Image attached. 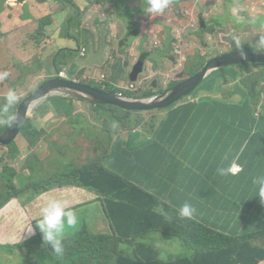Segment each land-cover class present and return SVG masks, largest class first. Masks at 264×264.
Instances as JSON below:
<instances>
[{"label": "rangeland", "instance_id": "rangeland-1", "mask_svg": "<svg viewBox=\"0 0 264 264\" xmlns=\"http://www.w3.org/2000/svg\"><path fill=\"white\" fill-rule=\"evenodd\" d=\"M66 1L70 2L69 0H53L56 5H61ZM139 2L143 1L138 0L137 3ZM120 3L121 5L117 2L113 6V9L104 4H97L86 9V13H88L95 7L100 8L94 10L103 8L105 10V8H109L111 11H117L116 15L119 17L118 20L120 21L118 24L109 22L105 26V28L110 31L111 38V49L109 48L108 51L106 50L107 53L105 52L104 58L106 63L98 68H84L85 70L80 73L81 76L83 75L86 77L85 81H89V78L92 77V80L88 82L92 86L101 87L103 89L113 88L116 90V86H114V83L111 81V77L116 74L109 57L114 45V48H120L119 40H121L123 36L117 37V35L120 36L122 33V21L132 19L134 13V9L129 8V0H122ZM1 5L0 73L7 71L9 76L7 79L0 80V104L5 103L4 96L9 88L15 89L18 96H21L19 99H23L41 82L55 75L56 71L52 65V60L55 61L59 68H66V70L69 68V65L65 62L66 54H51L55 49L52 46L53 41H56L58 38L66 37L67 40V36L72 38L74 43L69 49H71L73 55H75L74 53L80 44H87L86 53H88L90 48V36L87 33H84L85 36H83L82 31L84 30H80L79 26L75 27L80 31L79 33H77L75 28H72L71 33L65 32V34L61 36L60 33H55L53 29H47L45 26L38 27V25H35L31 21L32 18L29 20L30 16L39 17L44 13H49L45 11V7L44 10L41 8L32 10L33 12L31 14L30 11L26 9H21L19 7H3V3ZM182 7H191L197 18H203L205 22L204 28L201 29V21L199 18L197 19L196 25L181 26L180 28L175 27L179 26L176 22H178V24L186 23L187 17L182 16V18H177V16H169L170 11H176L173 9V6H170L162 14H159V18L154 23L153 20L148 21V25L143 29L145 31L142 36L144 35V37L136 44V47L139 51L143 49V46L151 48L150 53H154L151 55V58L154 59L156 63H154V65L157 66V70H154V66L151 70L152 73L146 70L145 75L141 78L140 90L128 91V94L133 97H150L162 92L163 90H158L152 92L151 95H146L148 91H151L147 87V80H152L153 78H161L162 84L159 86L160 89L173 86L177 81L174 75L182 70L184 66L190 67L189 64L191 62L189 61L192 59L189 56L195 55V57L202 58V64H205L208 59L217 56L221 52H230L229 46L221 39L222 34L237 40L239 48L251 49L253 51L264 50L258 48L256 43L259 37L264 36V0H236L234 2H231V0H195L190 4H184ZM14 9L19 11V23L3 22L2 17L8 12L13 14ZM75 11L76 9L68 6L67 10H58L55 13V15H60L59 17H54L57 23L56 26L60 25V30L62 32L67 31L66 25L68 21L66 18ZM104 13L106 12H102L98 16H103ZM73 19L74 16H71L69 21L72 22ZM215 21L220 24L216 25V27H214V25H208ZM123 28L126 29V24L123 25ZM214 29H217L218 32L213 31ZM186 31L190 34H194V36H196L195 40L191 41V39H188L186 37ZM112 39H114L115 42ZM35 41L41 44V48H37L38 50L36 51L29 50V48H33L32 43ZM128 42L131 43L132 39L128 38ZM201 42H203V44ZM66 43L70 44V42ZM182 46L184 47L182 48ZM42 48L46 49V51L44 52L41 50ZM161 48H163L164 53L158 52ZM120 53H122L121 50ZM168 56L173 58L172 62L167 61L166 57ZM72 61L71 64L73 63ZM118 61L119 58L114 59V66L117 65ZM197 62L198 59L191 67L192 74H195L200 69V65H198ZM160 66L163 67V69ZM240 66L244 65L228 67L220 71H225L223 76H226L230 75L229 73H235ZM84 72L87 76L84 75ZM101 74L105 76L104 80H100ZM148 76L152 77L148 78ZM256 76L258 75H254V77ZM144 79L147 80L144 81ZM206 82L207 79L203 84ZM239 85L243 87L250 85L246 76L240 79ZM198 89L193 94L180 101L179 104L187 102L190 99H197L198 96H201L203 93ZM232 90H235V87H232ZM55 101L57 102L56 105L69 103V101H63L61 98L54 97V99L41 101L30 111L27 121L37 133L34 138L27 135L25 139L23 138V130L20 131L13 141L15 149L11 150L12 154L15 153L16 157L14 159L10 157L8 148L0 145V171L5 165L6 167L13 166L16 171L14 180L18 186L19 176L26 177L31 174L33 178L30 180L32 182H45L50 177L56 176L60 171L62 172L71 166L96 163L99 162L98 159L104 161L102 151L110 137H115L118 140H121V137L127 138L132 134L135 126L141 123L142 125L136 130H138V133L144 131L143 127H146V120L138 118L143 122L132 123L131 120L133 117L142 116L144 114L145 116L150 114L162 115L173 110L176 105L167 109L147 113H127L113 106L99 107L86 101L74 99L70 101L72 112L66 115L61 111L57 112L54 110ZM49 107L53 108V110L46 113ZM116 117L126 121L121 123L123 126L114 124ZM95 122H97L96 125L93 124ZM113 125L116 129L113 128ZM94 126H98V136L93 135L95 130ZM116 130L117 133L115 132ZM79 137L82 140H86H78ZM133 142L134 140H132V144ZM84 144H86V146H83ZM83 152L85 154H80ZM95 154H97L99 158H97ZM107 162L109 161H106V163ZM106 163L104 164L106 165ZM65 180H67L65 177L61 178V182ZM82 190L83 188L77 187L58 189L55 186L48 193L37 196L36 199L32 200L30 203L27 199V193H29L30 190L20 193L17 197H12L0 209V264H62L57 260L43 262L41 260L42 254L39 245L34 239L35 235H29L25 231L32 225V219L39 216V205L46 196L51 195L59 198H66L71 206L81 204V207L84 203L95 199L94 195L89 192L81 196ZM0 192H6L2 183H0ZM100 207L99 202H96L95 206L86 205L81 208V213L84 212L85 219L97 224L99 220L98 209H100ZM103 221L105 225L108 226V221L105 216H103ZM32 228L35 232L36 230L33 226ZM41 237L40 234L38 238L40 239ZM256 244L264 247V241H259ZM156 247L163 257L169 254L176 255L180 253L179 245L175 243L163 244L158 242ZM188 254L189 252L186 253V255Z\"/></svg>", "mask_w": 264, "mask_h": 264}, {"label": "crops", "instance_id": "crops-1", "mask_svg": "<svg viewBox=\"0 0 264 264\" xmlns=\"http://www.w3.org/2000/svg\"><path fill=\"white\" fill-rule=\"evenodd\" d=\"M121 1L122 0H117L119 5H121ZM179 1L180 2L176 6L190 4L195 0ZM234 1L236 0H231V2ZM111 7L113 6L111 5ZM185 8L186 11L184 16L187 17V20L185 19L186 23L178 24V22H176L179 26L175 27L180 28L181 26L195 25L192 24L190 22L191 19H189L192 14L194 19L197 20L192 8ZM86 11L87 10L81 8L76 11L77 13L74 12V19L72 22L70 21L71 24L67 22V25H69H66L67 31L65 32L71 33L72 28L79 26L80 30H84L82 31L83 34H89L90 45H94V49L97 51L100 36L98 34V39H96V34L99 33V26L104 24V29L107 31L105 42L108 47L106 50H108L110 48L111 38L110 31L107 30L105 26L109 22L113 24L120 23L118 20L119 17L116 15L117 11H111L109 8L107 10H91L88 13H86ZM32 12L33 11H31V14ZM102 12L106 13H104L103 16H98ZM176 14V11H170L169 16H176ZM30 18H32L31 21L39 27L37 16H30L29 20ZM158 18L159 14L147 13L141 6L139 8H134L132 19L122 21V33L120 36L117 35V37L123 36L122 42L119 43L120 48H114V45L109 57L116 74L111 77V81L116 88L125 89L124 87L129 85L131 82L129 79L131 70L135 62L144 54H148L147 59L144 61L145 73L146 70L152 73L151 70L153 66L154 70H157V66L154 65V59L151 58V55L154 54L150 53L151 48L143 46V49L139 51L136 44L143 39L144 35L142 36V34L145 31L143 29L148 25V21L153 20L154 23ZM19 19L20 18L16 15L9 12L2 17L3 22L19 23ZM124 24H126V28L131 25L134 26L137 32V37L133 39L131 43H129L126 38L127 32L126 29L123 28ZM47 29L49 28L47 27ZM75 29L77 33L80 32L77 28ZM186 37L191 40H195L196 38L194 34H190L187 31ZM67 38L68 40L66 37H60L56 41H53L52 46L55 49L51 54H66L65 62L69 65V68L67 70L66 68H61V70H64L68 76V71L72 65L71 61L73 60L72 62L74 63L82 60L86 58L88 53H86L83 58L80 56L79 52L81 48L86 49L87 52V44H80L74 53L75 55H73L69 47L72 46L74 42L70 36H67ZM66 42H70V44ZM32 46L33 48H29L31 51H36L41 48V44L37 41L33 42ZM41 50L44 52L46 51L44 48ZM120 50L122 53H120ZM158 52L164 53L163 48L158 50ZM115 58H119L116 66H114ZM52 65L55 69V61L53 60ZM80 70L83 71L85 69ZM79 71H77V73ZM145 73L141 75L139 81L136 82L138 90H140L141 78ZM84 75L87 76L85 72ZM75 76L74 78L68 76V78L77 80ZM100 76H103L105 79L103 74ZM152 76H148V78ZM147 79H144V81ZM153 79L157 80V88H152ZM153 79V81L147 80V87L156 90L159 88L160 84H162V81L161 78ZM80 80L84 81L86 77L82 75ZM91 80L92 77L89 78V81ZM249 90L250 89L247 88L236 97L228 93V99L222 98L219 100H215L214 95L207 94V97L210 98L208 99L207 105L198 110H190L183 107V102L177 104L173 110L162 115L150 114L145 116L144 114L142 116L133 117L131 120L132 123L143 122L138 118L146 120V127H143L144 131L141 132L139 130L140 132L138 133V130H136L142 125L141 123L135 126V129L129 137H121V141L125 144L123 150L126 154L115 145L119 140L115 137H110L106 146L103 147V162L106 163V161H109L106 163V166L111 172L127 180L130 185L132 184L148 192L154 198L162 202L163 205L167 204L171 207H176L186 199L187 202L192 204L195 208L194 217L196 219L205 221L222 232L240 234L253 228L254 226L246 219V215L249 212L247 204L252 201L254 203L252 210L261 217H264V215L260 213V208H264V203L260 201L259 197H255V186L253 185L254 177L264 175V131L258 132L255 129L254 132H245L244 130L232 129L231 124L233 118L232 114L230 115L228 113L231 111V107L242 106L247 100L251 99ZM202 93L201 96L197 97L198 99L205 95L204 92ZM256 99L258 98L256 97ZM258 100L261 106L264 101ZM216 102H218V104H216ZM259 112H261L260 107L257 111V115L254 114V116H252L251 110L245 111L241 120L246 122L248 121L247 118L252 120L255 117V119L261 123L260 118L257 117L259 116ZM93 124L96 125L97 122ZM97 128L98 126H94L95 130L93 135L98 136ZM113 128H115L114 125ZM115 132L117 133V130ZM248 135L250 136L248 137ZM78 140L82 139L79 137ZM132 140H134L133 144ZM245 141H247V146L244 148L243 152H240L241 145H243ZM83 146H86V144ZM80 154L85 153L83 152ZM95 155L97 156V154ZM235 155H239V163L242 166V171L236 175H218L217 169L224 165L225 157L231 158ZM97 158L99 157L97 156ZM88 192L87 190H82L81 196ZM92 195H94L95 199L86 203L95 206V203L99 202V197L95 193H92ZM99 204L101 206L100 209H98L99 227H104L103 233L108 234L110 233V226L109 224L108 226L105 225L103 221L104 214L102 211V204L100 202ZM170 239L171 238L163 237L158 234L152 240V244L156 246L158 242L163 244L173 243Z\"/></svg>", "mask_w": 264, "mask_h": 264}, {"label": "trees", "instance_id": "trees-1", "mask_svg": "<svg viewBox=\"0 0 264 264\" xmlns=\"http://www.w3.org/2000/svg\"><path fill=\"white\" fill-rule=\"evenodd\" d=\"M45 20H47V17L45 19L41 18L39 26L46 27ZM135 35H137V32ZM147 57L148 54H144L141 59L145 61ZM197 59V64L201 68L204 65V63L202 64V58L197 57ZM54 66L56 71L61 69L57 67L56 63ZM80 73L81 70L75 78L92 86L88 83L89 81L80 80L82 77ZM224 73L225 71L216 72L209 77L207 82L199 88L200 90L198 89L204 92L205 95L200 99L197 98L194 102L191 100L184 102L183 107L190 110L202 109L210 99L207 94L214 95L215 100L228 99V93L236 97L249 88L251 99L247 100L242 106L231 107V111L228 112L230 115L232 114L233 118L231 127L245 132H254L255 129L258 132L264 131V103L260 106L258 100L264 101V64H248L240 66L235 73H229L230 75L223 76ZM253 74L258 75L257 78ZM244 76L247 77V81L250 83L249 86L239 85L240 79ZM92 87L111 94L133 97L128 94V90L125 91L123 88H116L115 90L113 88ZM232 87H235V90H232ZM146 95H151V93L148 92ZM60 98L63 101H69V103L56 105L57 102L55 101L54 110L61 111L66 115L70 114L72 112L70 101L74 99ZM47 99H54V97ZM3 105L0 104V109ZM16 105L9 109L11 113H15ZM96 106L103 107L101 105ZM259 107L261 112L257 117L260 118L261 123L255 117L252 120L247 118L248 121L246 122L241 120L245 111L251 110L252 116L257 115ZM53 108L47 109L46 113L53 110ZM27 120L28 118L21 129L23 130V138L27 135L34 138L37 131L30 126ZM122 122L124 120L118 117L114 120L116 125H122ZM7 126L0 124V131ZM115 145L126 154L123 150L125 144L121 140ZM5 147L8 148L10 157L14 159L16 157L15 153L12 154L11 151L15 149L14 142ZM98 161L81 166H71L62 172L60 171L56 176L50 177L45 182H32L30 180L33 178L31 174L26 177L19 176V186L14 180L16 175L14 167H6V165L2 167L0 183H2L6 192H0V209L12 197H17L26 190H30L27 193V199L30 203L37 196L49 192L55 186L58 189L83 188V190L89 192L93 191L92 193L99 197L103 214L110 226V233H103L104 227H99V221L96 224L85 219V214L84 212L81 213V208L88 205V203H84L81 207V204L72 205L78 214L79 225L73 234L65 238L64 251L59 256L52 251L50 246L48 248L43 246L42 237L38 238L40 232L36 229L35 222L39 216L32 219V226L36 230L34 239L39 245L43 262L57 260L62 264H264V247L256 244L259 241H264V217L252 210L254 205L252 201L247 204L249 212L246 219L254 227L240 234L222 232L209 223L196 219L195 214L192 219L180 218L177 210L187 202L186 199L176 207L163 205L162 202L148 192L132 184L130 185L127 180L111 172L103 161L99 159ZM62 177L67 180L61 182ZM260 213L264 215V208H260ZM158 234L171 238L170 240L173 243L178 244L180 253L163 257L157 247L152 244V240ZM187 252H189L188 255H186Z\"/></svg>", "mask_w": 264, "mask_h": 264}, {"label": "water", "instance_id": "water-1", "mask_svg": "<svg viewBox=\"0 0 264 264\" xmlns=\"http://www.w3.org/2000/svg\"><path fill=\"white\" fill-rule=\"evenodd\" d=\"M60 25L56 26L55 33H59ZM99 46L95 51L94 45H90L86 58L72 63L68 76L74 78L80 69H92L100 67L105 63V52L107 44L105 37L107 31L104 24L99 26ZM232 51L212 57L189 78L173 85L162 93L144 98L128 97L121 94L107 93L101 89L94 88L86 83L73 79H63L57 72L49 79L41 82L33 91L21 99L16 106L15 114L17 120L0 131V145H10L20 133L30 111L41 101L49 97H66L82 100L94 105L113 106L125 112L146 113L163 110L179 103L184 98L193 94L210 76L221 69L239 65H263L264 51L239 50L237 40H229ZM126 64V62H125ZM145 73L144 60H138L129 75L132 83L139 81L140 76ZM157 80L153 81L152 88H157Z\"/></svg>", "mask_w": 264, "mask_h": 264}, {"label": "clouds", "instance_id": "clouds-1", "mask_svg": "<svg viewBox=\"0 0 264 264\" xmlns=\"http://www.w3.org/2000/svg\"><path fill=\"white\" fill-rule=\"evenodd\" d=\"M169 4L170 0H143L142 7L147 13L158 15L162 14L169 7ZM256 43L258 48L264 49V36L259 37ZM8 76L7 71L2 72L0 73V80L7 79ZM4 101L5 103L0 109V124L11 125L17 120V115L9 111L19 102L16 90L9 88L4 96ZM246 146L247 141L241 145L240 152H243ZM241 168L239 155L231 158L225 157V163L217 169V173L220 176L236 175ZM253 185L255 186V197H259L260 201L264 203V175L254 177ZM177 214L182 219H192L195 208L192 204L185 202L178 208ZM78 225V214L66 198L49 195L39 205V217L35 222V227L42 236L43 246H47V248L50 246L56 255H62L65 238L73 234ZM25 232L29 235L35 234L32 225Z\"/></svg>", "mask_w": 264, "mask_h": 264}, {"label": "flooded vegetation", "instance_id": "flooded-vegetation-1", "mask_svg": "<svg viewBox=\"0 0 264 264\" xmlns=\"http://www.w3.org/2000/svg\"><path fill=\"white\" fill-rule=\"evenodd\" d=\"M65 1V0H64ZM70 2H65V3H62L61 5H56V4H54L55 2H53V0L51 1V0H0V3L2 4L3 3V7H8V8H13V7H19V8H21V9H26V10H29L30 11V13H31V11L32 10H35V9H42V10H44V7H45V11L46 12H49V13H44V14H42V15H40L39 17H37V21L39 22V20H41V18H45V17H48V20L47 21H45V23H46V26L49 28V29H53L54 30V27L57 25V23H56V19H55V17L54 16H56V17H59L60 15L59 14H57V15H55V13L58 11V10H62V11H65V10H67L68 9V6H71L72 8H74V9H76V11L77 10H79V9H81V8H83V9H87V8H89V7H91V6H95V5H97V4H104V5H110L109 7L110 8H113V7H111V5L112 6H114L115 4H116V2H117V0H69ZM143 1V0H142ZM138 2V0H129V8L130 9H134V8H139V7H141L142 6V2H139V3H137ZM172 2H173V5H172ZM135 3H137V4H135ZM179 3V0H170V4H169V7L170 6H173V9L174 10H176V12H177V14H176V16L177 17H182V16H184V14H185V11H186V8H183L182 6H184V5H181L180 7L179 6H176L177 4ZM0 4V7H2V5ZM168 7V8H169ZM96 8H100V7H95V8H93L92 10H94V9H96ZM104 9V8H103ZM108 8H105V10H107ZM110 10V9H109ZM126 10H127V8H126ZM75 11V12H76ZM66 13V12H65ZM77 13V12H76ZM13 14L14 15H16L18 18H20V15H19V11L18 10H16V9H14V11H13ZM67 14V13H66ZM74 15V13L73 14H71V15H69V17H67L66 18V20L68 21V23L69 24H71L70 23V21H69V18L71 17V16H73ZM212 18H214V17H212ZM189 19H191V23L192 24H195L196 25V22H197V20H195L194 19V16L191 14V16L189 17ZM198 19V18H197ZM200 19V21H201V23H200V26H201V28L202 27H204L205 26V22L203 21V18H199ZM215 19V18H214ZM170 22V21H169ZM216 22V21H215ZM215 22L214 23H209L208 25L210 26V25H214V27H216V25H218V24H220V23H217L216 22V24H215ZM68 24V25H69ZM67 25V26H68ZM213 31H215V32H218V30L217 29H214ZM126 32H127V34H126V38L128 39V38H131L132 40L133 39H135L136 37H137V35H135V33H136V30H135V28H134V26H128L127 28H126ZM59 33H60V35H64L65 34V31L64 32H62L61 30H60V28H59ZM131 34H132V36H131ZM83 36H85L84 34H83ZM85 38V37H84ZM96 39H98V33L96 34ZM123 39V38H122ZM122 39L121 40H119V43H121L122 42ZM221 39H222V41L223 42H225L228 46H229V50H233L232 49V47H231V44H230V42H229V40H230V38L228 37V36H225V35H223L222 34V36H221ZM194 40V39H193ZM193 40H191V41H193ZM202 44H203V42H201ZM197 49V48H196ZM239 50H242L241 48H239ZM108 51V50H107ZM107 51H106V53H107ZM182 51H183V49H182ZM224 53H227V51H225V52H221V53H219L217 56H219V55H222V54H224ZM188 57V56H187ZM189 57H191V61H189V62H191L189 65H190V67H188V66H184V68L182 69V70H180L179 72H177L175 75H174V78H176L177 79V81L173 84V85H175V84H177V83H179V82H181V81H183V80H185V79H187V78H189L190 76H192V75H194V74H192L191 73V67L195 64V61L197 60V57H195V55L194 56H189ZM213 57H216V56H213ZM194 58V59H193ZM141 58H139L138 60H140ZM166 59H167V61H170V62H172L173 61V58L172 57H170V56H168V57H166ZM137 60V61H138ZM186 61H187V59H186ZM136 63V62H135ZM161 67V66H160ZM162 69H163V67H161ZM154 80V79H153ZM152 80V81H153ZM172 87V86H171ZM170 88V87H169ZM168 88H166V89H160V88H158V89H150L151 91H148V92H150V93H152V92H154V91H158V90H163L162 92H164L165 90H167ZM147 92V93H148ZM162 92H159V93H162Z\"/></svg>", "mask_w": 264, "mask_h": 264}, {"label": "built area", "instance_id": "built-area-1", "mask_svg": "<svg viewBox=\"0 0 264 264\" xmlns=\"http://www.w3.org/2000/svg\"><path fill=\"white\" fill-rule=\"evenodd\" d=\"M182 48H183V46H182ZM79 54H80V56L83 58V57H85V55H86V49H84V48H81L80 49V52H79ZM57 74L60 76V77H62L63 79H67V75H66V73H65V71L64 70H59V71H57ZM104 79V77L103 76H100V80H103ZM126 90H128V91H136V90H138L137 89V83H129V85L128 86H125L124 87ZM191 101H195L196 99H190ZM242 171V168H241V170L238 172V173H240ZM237 173V174H238Z\"/></svg>", "mask_w": 264, "mask_h": 264}]
</instances>
